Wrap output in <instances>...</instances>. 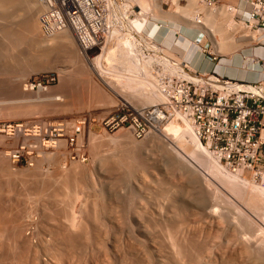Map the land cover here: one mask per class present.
Listing matches in <instances>:
<instances>
[{
	"label": "rangeland",
	"instance_id": "374dc122",
	"mask_svg": "<svg viewBox=\"0 0 264 264\" xmlns=\"http://www.w3.org/2000/svg\"><path fill=\"white\" fill-rule=\"evenodd\" d=\"M35 1L11 0L6 15L0 10V150L8 158L0 167V264H264L262 175L242 169L237 181L225 177L238 172L225 164L222 175L209 172L202 153L195 155L199 167L193 164L176 132L165 131L173 119L137 137L121 124L119 107L125 100L135 108L161 104H146L147 81L123 75L124 63L107 59L121 53L111 47L100 61L110 88L92 68L102 51L83 54L70 32L44 34ZM142 1L148 16L157 14L153 0ZM172 1L164 9L176 8L184 20ZM148 23L155 39L156 24ZM238 30L224 32L220 44L208 35L203 55L220 61L246 54L256 41L242 40ZM169 37L179 47L176 35ZM45 39L54 44L43 47ZM261 61L254 74L264 86V55ZM157 63H146L154 76ZM35 79L50 80L49 87L28 88Z\"/></svg>",
	"mask_w": 264,
	"mask_h": 264
},
{
	"label": "built area",
	"instance_id": "2783aa9c",
	"mask_svg": "<svg viewBox=\"0 0 264 264\" xmlns=\"http://www.w3.org/2000/svg\"><path fill=\"white\" fill-rule=\"evenodd\" d=\"M37 1L41 7L38 18L42 32L48 36L70 32L86 55L111 47L122 48L121 44L125 46V41L129 42L126 49L143 51L146 60L150 59V54L155 55L154 51H164L147 45L149 36L145 30L133 24L134 6L129 0ZM205 1L225 6L221 0ZM241 1L244 2L242 9L246 10L248 16L242 14L241 18V13L236 11V20L242 21V25L250 31L264 34V0ZM197 22L202 23L200 15ZM204 37L205 34L199 41L204 42L203 46L207 49L210 38L203 41ZM134 41H138L137 47L132 45ZM255 41L254 45L264 46V39ZM257 57V63L261 66L262 57ZM157 64L162 66V69L158 68L161 71L157 72V76L165 101L144 108L123 103L119 107L123 113L121 124L131 128L140 138L159 130L179 114L193 122L201 144L221 163L235 171L247 169L253 171L254 175L260 173L264 179V86L258 81L236 80L235 83L246 87H232L228 84V78L217 74V79L225 81L229 87L204 86L195 80L180 77L179 72L173 75L169 70L171 66L165 69L160 61ZM192 74L203 75L198 71ZM48 83L50 80L46 83L35 79L27 83V87L43 91L49 87ZM109 123L113 122H106Z\"/></svg>",
	"mask_w": 264,
	"mask_h": 264
},
{
	"label": "bare ground",
	"instance_id": "6f19581e",
	"mask_svg": "<svg viewBox=\"0 0 264 264\" xmlns=\"http://www.w3.org/2000/svg\"><path fill=\"white\" fill-rule=\"evenodd\" d=\"M11 0H0V10H1V15H6V11L4 9V7H6V5L10 4ZM12 1H16V0H12ZM35 1V0H34ZM155 2V9H157V14L153 15L152 18L151 16H148V13L146 12V9L148 8L146 5H143V1L142 0H129V2L134 6V14H135V17H134V20H133V24L135 25L136 28L140 29V30H145L146 33L148 35L149 34V23L148 21H151L154 22L156 25L155 29L157 27H160L158 31H156L154 29V33H155V39L153 37H151V35L149 37H147V45H150V47H153V48H160V49H163L164 51H155V55L152 56V54H150V60H146L144 59V53L142 54L141 52H139L138 50H132L130 51L129 49H126L125 46H128L129 45V42L128 41H125V46L124 44H121V47L122 48H119L121 50V53L119 56V58H114L115 56L112 55V53L108 52L110 55L107 56V59H112L113 61H116L118 59H120L118 62H123L125 65L124 68H123V72L126 76V74H128V76H130L129 78H132L134 79L133 81H135V79H138V78H141L140 80L142 81V79L146 80L147 82H144L146 83L147 85H149L150 87L149 90L144 92L145 94H149L147 99L145 100L146 104H154V103H158V102H164L165 101V96L163 95V93L161 92L160 88H159V78L158 76H154L153 74H151V71H149L150 69L147 70V68H150V66L146 65V63H152L153 61L155 63L157 62H161V64L164 65V68L167 69L169 68V70L173 73V75H175L177 72H179V76L180 77H185L187 79H192V80H195L197 82H199L200 84L204 85V86H207L209 84H212L215 88H220V89H224L225 87H227L228 85L225 83V81H220L218 78V76L214 73H209L207 71H200L203 75H193L192 73H194L195 71L197 72L198 70L194 67L193 64H191L190 61H192V59L196 56V53L199 52V54H203V52L206 50L203 46V42L201 43L199 41V38L198 39H195L196 38V33H197V36H200V35H203L205 34V38L209 39L210 37L212 38V40H214L216 43H218V41L220 40V36L226 32V31H229V30H237L239 29L238 31H236V34H238L237 36H239V38L242 36V40H245L248 35L252 38H255V40H258V39H264V34L262 35H259L258 33H256L255 31H250L245 25H242V21H238L236 20V15H237V12L236 11H239L241 13V18H242V14H244L246 17L248 16L247 12L245 9H242V6H243V1L240 0V3L239 4H233V3H229V2H223L222 4H224L225 6H217V5H213V8L214 6L216 7H221V9H213L212 7L208 8L207 10H204L202 9L201 7H199L198 5H200V2H203V3H208L207 1L205 0H171L173 2V4L175 5V7H177V9L181 12L184 13V20H182L178 15V18L177 16H175V12H176V8H175V11L174 13L173 12H169L167 10L164 9V3H165V0H153ZM33 2V1H32ZM37 2L35 1L34 2V5L37 6L38 8V4H36ZM12 4V3H11ZM16 4V2H15ZM18 4V2H17ZM28 4V3H27ZM209 5V4H208ZM28 6V5H27ZM145 6V10L143 9ZM12 7V6H11ZM14 7V6H13ZM35 7V6H34ZM136 7H138L141 11H137L136 10ZM215 7V8H216ZM8 8V7H7ZM36 8V7H35ZM229 8H232L234 10H229ZM37 11V10H36ZM243 12V13H242ZM26 13H30V17L29 18H33V10L32 9H29L28 12ZM180 13V12H179ZM9 15V14H8ZM35 15V14H34ZM198 15H200V17L202 18V23H198L197 20H198ZM12 16V15H11ZM144 16V17H143ZM223 16V17H222ZM9 17V16H8ZM13 17V16H12ZM26 17V16H24ZM219 17V18H218ZM222 17V21L224 23L227 22V23H222V22H219V19ZM27 18V17H26ZM29 18L27 19L29 21ZM4 19H7V18H4ZM3 19V20H4ZM225 19V20H224ZM25 20V19H24ZM34 18L30 21H33ZM162 20V21H161ZM220 20V21H221ZM171 22H174L175 24L176 23H180L182 26H184L185 28L188 29L187 30H183V28H175V27H172L171 25ZM31 23V22H30ZM29 23V24H30ZM28 24V22H27ZM223 24V27L225 30L221 31L220 32V25ZM30 26V25H29ZM235 27V29H234ZM198 30L200 31V33L198 32ZM243 34H242V32ZM67 32V31H66ZM7 33V32H6ZM31 33V32H30ZM172 33H175L178 35V37H180V40H183L185 45L187 46V60L184 58H180L178 57L177 55H175L174 53H172V51L166 49L165 47L161 46V44L164 43V41L169 38V36L172 34ZM232 33V32H231ZM207 34V35H206ZM210 37H209V36ZM230 35V34H229ZM57 36V35H56ZM249 37V38H250ZM52 38V37H51ZM66 38H69V37H66ZM63 39V38H62ZM204 39H202L204 41ZM47 39H45V41H42L43 42V47H49L51 43L53 42H49L47 41ZM65 40V38L63 39V41ZM212 40L210 39V41L212 42ZM254 40V41H255ZM52 41V40H51ZM62 41V40H61ZM71 41V40H70ZM67 42V41H66ZM62 43V42H60ZM59 43V44H60ZM54 44V43H53ZM64 44V43H63ZM138 41H134L133 42V46L134 47H137L138 45ZM49 45V46H48ZM65 45V44H64ZM67 45V44H66ZM184 45V44H183ZM251 46H254V43L251 44ZM46 47V48H47ZM71 48V47H69ZM124 48V49H123ZM73 49V48H72ZM118 49V48H117ZM255 48H251L250 51H247L246 54H244L242 57H243V65H242V70L243 71H247L249 74H250V77L251 78H255L253 79L256 80L257 79V76L256 74H254L255 72H260V71H256L255 69V65H254V68L253 69H250L249 65H252V58L255 57V53H257V51H254ZM47 50V49H46ZM66 50V49H65ZM114 50L113 48H111V51ZM116 50V49H115ZM128 50V51H127ZM190 50V51H189ZM69 51V49H68ZM122 51H125L126 53H123ZM221 51H216V53H220ZM83 53V52H82ZM107 51L105 50L104 53L102 51V53L100 55H98L97 57L95 56L94 58L91 59V61L93 62L92 63V68L93 70L104 80V77H107V72L105 71V69L100 65V61H101V58L102 56H106ZM85 54V53H83ZM259 55V54H257ZM256 55V56H257ZM202 56V55H201ZM253 56V57H252ZM260 57H262L261 55H259ZM86 57V56H85ZM121 57V58H120ZM166 57V59H165ZM87 58V57H86ZM201 58V57H200ZM246 58V59H245ZM258 58V57H257ZM257 58L255 59V64H259L257 63ZM111 60V61H112ZM201 60V59H200ZM32 61V60H31ZM89 61V60H88ZM108 61V60H107ZM122 64V63H121ZM185 64L187 65L188 64V68L185 67ZM50 65V64H49ZM197 65V63H196ZM223 65V64H221ZM145 66H148V67H145ZM154 67V66H152ZM253 67V65H252ZM261 67V66H260ZM39 68V67H38ZM262 68V67H261ZM122 69V68H121ZM155 69V68H153ZM199 69V68H198ZM154 71V70H152ZM194 71V72H193ZM218 71L221 72V66L218 68ZM157 72V71H156ZM159 72V71H158ZM199 72V71H198ZM206 75V76H205ZM248 75V74H247ZM221 77V76H220ZM260 77V76H259ZM226 78V77H225ZM143 80V81H144ZM226 80V79H225ZM107 85L110 87V88H113V86L108 82V80H104ZM138 81V80H136ZM142 81V82H143ZM139 82V81H138ZM236 80H233V79H229L228 78V84L231 85L232 87H243L245 88L246 86H242L240 85V83H235ZM26 84V83H25ZM146 85V86H147ZM229 87V86H228ZM115 89V88H114ZM29 91V90H28ZM31 91V90H30ZM38 92V91H37ZM39 92H43L42 90H40ZM123 93V92H122ZM122 93H117V94H121V95H124ZM20 95V94H18ZM126 95V94H125ZM40 96V95H39ZM12 97V96H11ZM42 97V96H41ZM47 98V96L45 97ZM41 99L42 101V98H39ZM47 100V99H45ZM44 100V101H45ZM59 100V99H58ZM125 100V99H124ZM126 103H130L129 101L125 100ZM40 109V107H39ZM15 115V114H14ZM25 116V114H23ZM22 115V116H23ZM172 122V123H171ZM169 124V128L166 129L165 131H170L172 130L173 132H176L177 134V137L175 138L176 141H177V145H181L183 148H184V151L182 149V151L188 156V157H193L195 158L194 159H191V161L193 162V164L197 165L199 167V164L200 163V160L196 158L197 156V153H202V155H206L207 156V159L206 161L210 160L211 162H208V163H211V168L214 169V170H210L208 169L209 172H214V173H217V174H223V172H226L227 169H225L224 167V164L221 163L218 159V157L214 156L213 153H211L207 148H205L200 140H199V137L197 136L196 132H195V127H194V124L191 120H189L188 118L184 117V116H180L179 114H176L175 117L173 118V120L171 121ZM169 122H166L163 124V126L165 124H167ZM161 131V130H159ZM164 131V132H165ZM91 132V131H90ZM185 135H188L191 139L187 140L185 138ZM166 136V135H165ZM4 137V136H3ZM167 137V136H166ZM174 138V137H173ZM183 139V140H182ZM4 140V139H3ZM1 141V140H0ZM168 141V140H167ZM2 142V141H1ZM3 143V142H2ZM63 143V142H61ZM97 143V142H96ZM179 143V144H178ZM166 144V142H165ZM168 144V143H167ZM64 145V144H63ZM165 146V145H164ZM172 146V145H171ZM169 146V150H170V147ZM181 147V148H182ZM167 148V147H166ZM167 148V149H168ZM177 148V147H175ZM174 148V149H175ZM178 148H180L178 146ZM93 149V148H92ZM5 151V150H4ZM0 150V167L2 165V163H4L5 159L7 158V155L5 154V152ZM165 151V150H164ZM168 152V150H167ZM171 152V151H170ZM177 152V151H176ZM168 154V153H167ZM2 155V156H1ZM170 155V154H169ZM196 155V156H195ZM201 155V154H200ZM201 155V156H202ZM213 155V156H212ZM6 156V157H5ZM49 157V156H48ZM5 158V159H4ZM209 158V159H208ZM8 159V158H7ZM197 159V160H196ZM199 160V161H198ZM7 162V161H6ZM203 162V161H202ZM206 162V163H207ZM207 163V164H208ZM202 166V165H201ZM203 167V166H202ZM200 167V168H202ZM205 167V166H204ZM203 169V168H202ZM204 170V169H203ZM223 171V172H222ZM229 171V170H227ZM232 171V170H231ZM226 172V175L225 177L229 176L231 179H234V180H239L242 182V177L240 176V171H238L237 173H234V172ZM207 172V171H206ZM74 175V174H73ZM215 176V175H214ZM230 179V180H231ZM224 180V179H223ZM245 180V179H244ZM37 181V179H36ZM228 181V180H227ZM236 181V182H237ZM231 182V181H229ZM235 182V181H234ZM240 182V183H241ZM257 187V185H256ZM261 187V186H259ZM240 189H243V188H240ZM260 189V188H259ZM233 190V188H232ZM252 190V189H251ZM261 190L264 192V187L262 188L261 187ZM259 190V191H261ZM256 192V191H255ZM262 192V193H263ZM240 195V194H239ZM250 201V200H249ZM258 201V200H257ZM260 202V201H259ZM261 203V202H260ZM20 240V239H19ZM263 242V241H262ZM177 258V257H176ZM179 261V260H178ZM181 264V263H180Z\"/></svg>",
	"mask_w": 264,
	"mask_h": 264
},
{
	"label": "crops",
	"instance_id": "0c3cea01",
	"mask_svg": "<svg viewBox=\"0 0 264 264\" xmlns=\"http://www.w3.org/2000/svg\"><path fill=\"white\" fill-rule=\"evenodd\" d=\"M221 1L222 2H229V3H233V4H239L240 3V0H221ZM179 28H181V27H179ZM182 28H183V30H187L188 31V29L185 28L184 26H182ZM174 35H176V39L175 40H177V44H178L179 47H174L175 43L174 44L173 43L172 44L169 43L172 40V38H171V40H169L170 37L167 38L164 41L163 44L168 49H170L171 51H174L175 49L177 51V49H178V52L181 53L182 57L185 60L186 57H187V51H188L187 46L185 45L184 42L182 43L183 40H180V37H178L177 34L174 33ZM233 35L235 37L237 34L236 35L233 34ZM196 37H197V39L198 38L200 39L202 37V35H200L198 37L197 33H196ZM218 43L220 44V40L218 41ZM224 44H230V43L224 41ZM253 48H255L254 51H257V53H255V54H259V55H261L263 57V55H264V46H256V45H254ZM212 49H213V46H212ZM238 51H247V50L246 49L243 50L241 48ZM259 55H257V56H259ZM242 60H244V59H242V54L241 55L240 54H236V55H233V56H231L229 58H222L219 61L218 58H215L214 56L213 57L212 56L211 57L210 56H205V55L199 54L197 52L196 56L190 62H191V64L194 65V67L198 71H202L203 70V71H207V72H216L220 76H223V77H226V78H229V79H233V80H237V81H253V79H255V78H251L252 76L250 77V74L247 71H243L242 70V62H244ZM196 63H197V65H196ZM221 64H223V65H221ZM220 66H221V72L218 71V68Z\"/></svg>",
	"mask_w": 264,
	"mask_h": 264
}]
</instances>
